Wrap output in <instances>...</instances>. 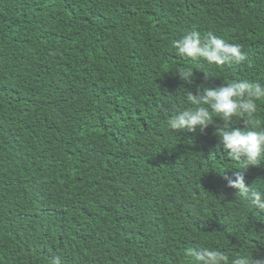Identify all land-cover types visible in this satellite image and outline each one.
I'll list each match as a JSON object with an SVG mask.
<instances>
[{"label":"trees","instance_id":"1","mask_svg":"<svg viewBox=\"0 0 264 264\" xmlns=\"http://www.w3.org/2000/svg\"><path fill=\"white\" fill-rule=\"evenodd\" d=\"M193 30L247 61L178 57ZM232 80L264 84V0H0V264H195L200 246L264 259V212L224 179L264 191V163L230 159L219 118L166 126L186 92Z\"/></svg>","mask_w":264,"mask_h":264},{"label":"clouds","instance_id":"2","mask_svg":"<svg viewBox=\"0 0 264 264\" xmlns=\"http://www.w3.org/2000/svg\"><path fill=\"white\" fill-rule=\"evenodd\" d=\"M176 55L193 60L202 59L217 66L241 63L248 59V54L241 45L226 42L209 31L201 36L198 31L186 32L172 42ZM194 68H179V78L185 83L194 81ZM198 70V69H197ZM196 95L186 92L187 107L177 111L166 120L169 130L203 133L216 118L224 123L217 127L216 135L220 146L229 152V158L241 162L242 168L259 167L264 163V125L257 119L258 101L264 100V84L248 80H232L219 88L204 87L197 89ZM243 121L244 130L233 129L230 122ZM224 175V173L222 174ZM227 186L237 190L238 197L248 206L264 212V191L249 187L243 172L235 171L232 176L224 175ZM195 264H264V259L252 255L230 256L221 250L200 246L190 252ZM50 264H62L59 256L53 257Z\"/></svg>","mask_w":264,"mask_h":264}]
</instances>
